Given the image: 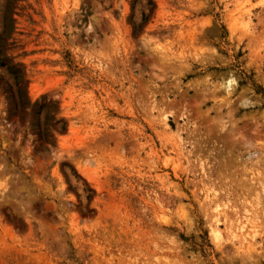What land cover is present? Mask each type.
<instances>
[{"label":"rangeland","instance_id":"obj_1","mask_svg":"<svg viewBox=\"0 0 264 264\" xmlns=\"http://www.w3.org/2000/svg\"><path fill=\"white\" fill-rule=\"evenodd\" d=\"M0 264H264V0H0Z\"/></svg>","mask_w":264,"mask_h":264},{"label":"bare ground","instance_id":"obj_2","mask_svg":"<svg viewBox=\"0 0 264 264\" xmlns=\"http://www.w3.org/2000/svg\"><path fill=\"white\" fill-rule=\"evenodd\" d=\"M211 229H212V228H211ZM213 231H214V234L217 235V230H216V228H214Z\"/></svg>","mask_w":264,"mask_h":264}]
</instances>
